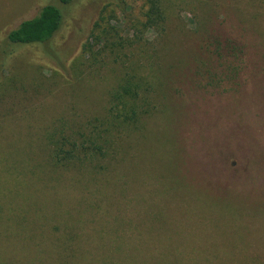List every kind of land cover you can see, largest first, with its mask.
<instances>
[{
	"label": "rangeland",
	"instance_id": "374dc122",
	"mask_svg": "<svg viewBox=\"0 0 264 264\" xmlns=\"http://www.w3.org/2000/svg\"><path fill=\"white\" fill-rule=\"evenodd\" d=\"M0 68V264H264V0H0Z\"/></svg>",
	"mask_w": 264,
	"mask_h": 264
},
{
	"label": "trees",
	"instance_id": "16d2710c",
	"mask_svg": "<svg viewBox=\"0 0 264 264\" xmlns=\"http://www.w3.org/2000/svg\"><path fill=\"white\" fill-rule=\"evenodd\" d=\"M57 1L61 5H69L74 0ZM156 10V5L154 3L152 12ZM62 24V10L56 5H46L35 18L23 20L16 29L10 31L7 35V40L14 45L46 44L51 41L61 29ZM235 68L234 63L230 64L229 67H227V70H229L227 73L234 71ZM222 78V75L216 74L212 79H208L205 86H212L211 82L213 81H216L213 87L219 86L226 81ZM149 88L152 89V86L148 84L146 78H133L132 80H126L125 85L120 86L112 93L110 116L116 123L122 124V126H119L123 127V125L128 126L130 123H137L142 116L151 115L152 97L149 95ZM75 149H83V151L87 153L89 151L94 153L93 148H90L86 143H82L81 146L78 144V148ZM60 160L63 161V158Z\"/></svg>",
	"mask_w": 264,
	"mask_h": 264
}]
</instances>
